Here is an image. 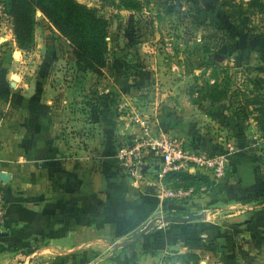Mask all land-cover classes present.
Here are the masks:
<instances>
[{
    "label": "crops",
    "instance_id": "crops-1",
    "mask_svg": "<svg viewBox=\"0 0 264 264\" xmlns=\"http://www.w3.org/2000/svg\"><path fill=\"white\" fill-rule=\"evenodd\" d=\"M13 48L16 51L12 55L8 52L0 55V176L4 175L6 180L2 183L5 204L0 224V233L6 236L0 237V264H134V254L120 256L128 249L135 250L144 235L153 233V228L146 227L149 223L145 212L149 208L135 199L133 191L138 181L120 172L115 160L108 156L113 147L118 148L117 144L110 145L112 140L133 138L145 121L173 138L184 140L194 150L222 153L227 144L235 148L229 159L231 174L225 181L238 190V197L231 200L223 195L224 189L222 193L218 189L221 182L207 177L209 185L199 187L196 199L169 210L181 215L178 223L169 222L161 231L181 224L239 226L244 232L240 239L249 245L247 251L255 254V262L251 264H264V128L255 123L256 114L248 115L247 120L227 117L221 133L225 139L217 134L185 130L180 123L185 116L174 110L172 102L166 103L167 109H154L150 118L146 115L141 118V109L132 102L131 95L150 87L151 74L144 69L124 78L127 85L114 83L119 97L112 94L111 102L97 106L101 145L96 157L88 152L79 156V161L73 157L75 150L64 134L62 122L68 121L69 111L60 110L51 96L52 70L46 66L29 69L20 66L13 58L20 59V52H29L19 51L15 44ZM103 73L104 69L94 72L98 76ZM261 85L257 93L262 102L255 107L259 108L264 123V83ZM247 108L252 111L253 106ZM212 111L216 109L210 107L208 113ZM156 168L144 167L142 177L153 176ZM171 178L169 175L164 183ZM152 185L146 186L149 194L155 191ZM156 198L160 205L150 207L155 217L165 204ZM115 199L123 204L111 212L110 205ZM254 201L258 202L254 207L229 213L235 205ZM192 239L166 232L162 248L143 251L152 253L147 258L156 255L162 258L160 253L172 251L198 253L209 242L220 254H228L224 264H244L236 243L228 251L218 247L210 234H202L198 241ZM30 248L35 249L29 251Z\"/></svg>",
    "mask_w": 264,
    "mask_h": 264
},
{
    "label": "rangeland",
    "instance_id": "rangeland-1",
    "mask_svg": "<svg viewBox=\"0 0 264 264\" xmlns=\"http://www.w3.org/2000/svg\"><path fill=\"white\" fill-rule=\"evenodd\" d=\"M76 1L107 21L106 66L102 75L93 71L79 74L68 42L38 13L34 50L20 52V59L13 58L28 69L46 66L52 70L49 81L54 92L51 96L60 110L69 111L68 121L62 124L68 137L66 142L75 150L73 157L79 160L88 152L96 157L102 140L96 125L97 106L111 102L110 97H119L113 89L114 83L124 84L127 81L124 78L144 69L151 74L150 87L131 95L132 102L141 109V118L145 115L150 118L154 109H167L166 103L172 102L174 110L186 117L180 123L190 133L202 131L225 139L222 129L227 117L235 119L234 116L247 120L248 115L256 114L253 118L259 125L262 116L255 106L262 102V96L257 93L261 88L257 87L264 83V0ZM13 45L10 20L0 6V55L5 52L12 55L16 51ZM251 105L252 111L247 108ZM210 107L217 112L208 113ZM132 139L123 136L119 141L112 140L110 145L122 147ZM116 149L113 147L108 158L114 160ZM169 175L172 178L164 183ZM169 175L162 181L164 189L180 188L181 181L174 179L181 174ZM158 181L157 176L145 174L133 191L135 199L149 208L145 212L149 223L146 227L153 228V232L162 230L169 222L177 224L181 219V215L169 212L168 204H162L161 213L156 217L151 211V206L158 205L159 193H147L146 186L151 183L157 186ZM200 185L207 188L205 184ZM256 203L235 205L229 213L247 210ZM141 227L145 231L146 227ZM214 247L207 242L198 253H182L195 254L194 258L179 261L175 256L180 253L176 251L160 253L162 258L157 255L155 259L147 258L152 253L144 252L138 242L135 250L123 251L120 257L134 254V264H163L167 260H170L167 264H224L228 254H220Z\"/></svg>",
    "mask_w": 264,
    "mask_h": 264
},
{
    "label": "trees",
    "instance_id": "trees-1",
    "mask_svg": "<svg viewBox=\"0 0 264 264\" xmlns=\"http://www.w3.org/2000/svg\"><path fill=\"white\" fill-rule=\"evenodd\" d=\"M0 6H2L4 14L10 20L13 41L19 51L30 52L35 48L36 14L40 13L56 32L68 42L76 71L79 74H85L90 71L97 73L105 68L107 21L99 17L94 10L86 5L76 0H0ZM215 88L212 87V89ZM259 115L262 116L260 110ZM258 124L260 128H264L262 120L258 121ZM176 180L181 181L180 187L183 188L195 187V189H198L201 186L200 184L209 185L204 176L200 174H181L180 176L177 175ZM225 180L220 181L219 191L222 193L224 189L223 195L225 194L231 200L236 199L239 195L238 190L233 185L227 184ZM164 203L171 206L170 209H176L175 207L183 204H174L167 201ZM122 204L116 199L113 200L112 205H110V211L113 212L116 208L121 207ZM137 219L141 221L138 214ZM166 232L178 233L189 239L194 238L197 241L200 240L202 234H210L215 238L218 247L222 249L232 251L233 243H236L238 253L244 264L255 262V254L248 252L249 245L247 244L246 246L244 240L240 239L244 232L239 229V226L232 225L223 227L206 223L172 225L168 231L159 230L144 235L140 239L141 247L152 250L162 248ZM33 249L35 248H30L29 251ZM194 255L192 253L178 254L175 258L179 261H186L188 260L187 258H194Z\"/></svg>",
    "mask_w": 264,
    "mask_h": 264
},
{
    "label": "built area",
    "instance_id": "built-area-1",
    "mask_svg": "<svg viewBox=\"0 0 264 264\" xmlns=\"http://www.w3.org/2000/svg\"><path fill=\"white\" fill-rule=\"evenodd\" d=\"M135 122L141 124L136 118ZM234 151L231 144H227L220 154L191 149L184 140L173 138L145 121L141 124L140 133L131 142L116 149L114 160L117 169L135 182L142 178L144 167H157L154 175L158 177L159 185L154 184V190L159 193L161 201L179 204L189 201L197 192L193 187L164 189L162 181L167 175L200 174L220 182L230 177L229 157ZM4 204L0 181V224Z\"/></svg>",
    "mask_w": 264,
    "mask_h": 264
},
{
    "label": "water",
    "instance_id": "water-1",
    "mask_svg": "<svg viewBox=\"0 0 264 264\" xmlns=\"http://www.w3.org/2000/svg\"><path fill=\"white\" fill-rule=\"evenodd\" d=\"M38 15H40V13H38ZM0 181L2 183H6V180H4V175L0 176ZM150 190H152V189H150ZM4 236H6V234L0 233V237H4Z\"/></svg>",
    "mask_w": 264,
    "mask_h": 264
}]
</instances>
